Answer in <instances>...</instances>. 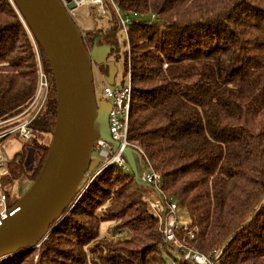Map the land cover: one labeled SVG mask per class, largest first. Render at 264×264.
<instances>
[{
    "label": "trees",
    "instance_id": "trees-1",
    "mask_svg": "<svg viewBox=\"0 0 264 264\" xmlns=\"http://www.w3.org/2000/svg\"><path fill=\"white\" fill-rule=\"evenodd\" d=\"M114 1L124 15H138L124 59L132 85L130 146L144 153L138 169L146 164L162 175V194L187 215L183 223L197 228L195 238L181 229L183 249L166 244L143 201L158 192L112 165L89 182L40 247L0 264H34L36 254L37 264H197L184 249L213 264H264V0ZM107 9L106 29L89 30L84 43L92 49L102 41L118 52L119 18L111 4ZM30 33L15 3L0 0V122L17 117L35 95ZM40 52L51 91L31 128L50 135L56 91ZM23 162L13 163L11 182L25 174ZM4 190L10 210L19 198ZM105 221L115 222L111 237L125 230L131 236L106 241Z\"/></svg>",
    "mask_w": 264,
    "mask_h": 264
},
{
    "label": "water",
    "instance_id": "water-1",
    "mask_svg": "<svg viewBox=\"0 0 264 264\" xmlns=\"http://www.w3.org/2000/svg\"><path fill=\"white\" fill-rule=\"evenodd\" d=\"M32 37L46 56L53 76L57 118L52 140L41 171L32 187L0 219V260L31 251L50 233L76 201L99 139L121 145L110 136V102L98 101L94 68L108 69L106 82L114 86L118 72L109 60L114 47L84 43V32L60 0H12ZM75 9V4H70ZM124 156L135 179L142 156L125 147Z\"/></svg>",
    "mask_w": 264,
    "mask_h": 264
},
{
    "label": "built area",
    "instance_id": "built-area-1",
    "mask_svg": "<svg viewBox=\"0 0 264 264\" xmlns=\"http://www.w3.org/2000/svg\"><path fill=\"white\" fill-rule=\"evenodd\" d=\"M64 8L68 11L71 17L75 20V11L81 7H92L95 8L99 16L107 15V6L112 5L116 14L119 18V23L121 27V32L128 35V27L132 24L133 20L138 17L136 13L132 15L125 16L121 15V10L118 4L114 0H60ZM75 4V9H70V4ZM127 41V49L130 52V45ZM36 60H37V87L35 95L29 105L21 112L17 117L0 122V126L4 124L12 123L11 128L0 132V142L2 139L7 138L10 135H14L16 138L22 141V144L27 143L33 136L34 132L31 128L32 123L40 116L44 111L50 91H51V79L48 72L45 69L42 55L40 52V47L35 42L33 38ZM96 66L97 73L100 78L105 82L104 87V97L105 100L110 102L112 105V110L109 116L110 123V136L113 141L119 143L121 148L113 149V146L102 139L96 141L94 146V153H98L103 160L104 165L99 171L89 178L87 184L82 186L80 193L76 201L81 197L82 193L86 190L89 182L96 177L102 170L115 165L123 172H131V168L124 156L125 147H131L128 140V121L130 105L132 100V85H131V74L128 72V81L123 83L121 87H114L106 82V77L101 70ZM130 68V66H129ZM18 124L15 126L14 123ZM2 127V126H1ZM142 157L144 155L143 151L140 149H135ZM8 157L5 155L1 143H0V219L4 218L9 212L7 205V198L4 190L3 179L8 174ZM147 170L146 173L142 174L139 172V180L143 184L152 186L158 193L152 198H147L145 201L151 205V209L154 214L160 220V230L162 232L164 242L171 245L172 247H183L181 242L176 238V231L183 230L190 239L195 238L197 228H190L186 223L180 221L178 216V205L176 202H171L162 194L163 178L162 175L151 167L145 164ZM83 188V189H82ZM75 201V202H76ZM72 204L71 208L75 204ZM44 240V239H43ZM42 241L39 242L37 247H40ZM190 252H193L192 250ZM216 257L219 256V252H215ZM186 259H191L197 264H213L209 257L201 255L194 252L192 256L188 255Z\"/></svg>",
    "mask_w": 264,
    "mask_h": 264
},
{
    "label": "rangeland",
    "instance_id": "rangeland-1",
    "mask_svg": "<svg viewBox=\"0 0 264 264\" xmlns=\"http://www.w3.org/2000/svg\"><path fill=\"white\" fill-rule=\"evenodd\" d=\"M109 12V13H108ZM107 15L104 16H99L98 12L96 11L95 8L92 7H81L78 8L75 11L76 18L75 21L78 24V26L83 30V31H89L92 30L95 34L98 35V32H102L103 29H106V27L109 24V20L112 17L111 16V11H107ZM121 15L123 18H125L126 15H124L121 12ZM111 16V17H110ZM31 35V33H30ZM32 37V35H31ZM119 48L118 52H115L116 48L114 49L110 60L115 61L116 67L118 68V72L115 77V84L114 87H121L123 83H127L128 81V73L125 70L124 67V59H125V52L127 49V45L125 44L126 39L129 41V27H128V35L126 36L125 33L120 32L119 33ZM130 45V42H128ZM101 45H107L102 43L100 41L99 45L96 46H101ZM127 51H129L127 49ZM115 52V53H114ZM130 66V64H129ZM99 70L102 72H105L106 69L102 67H98ZM94 85H95V92H96V98L98 101H103L105 100L104 97V87H105V82L100 78V76L97 73V69L94 68ZM18 123L15 122L14 125L16 126ZM12 123L9 124H4L1 125L0 128H3L0 130V132L5 131L10 129ZM34 136L25 144H22V141L20 139L16 138L14 135H10L7 138H4L1 140V147L5 153V155L8 157L9 163H8V174L6 177L3 179V184L4 188L11 189L10 191V200H16V199H21L26 192L32 187L34 184V179L36 180V173L37 170V165L40 163V166H43V163L45 161V158L48 154L49 149L47 147H50L51 140H52V135H47L38 131L33 130ZM30 150H33V157H35L33 164L28 163L26 159L30 155ZM21 158H24L23 162V169L25 171V174L22 175L19 179H16L14 182H11L13 179V175L11 173V170L13 169L12 166L14 165L13 163L15 162H20ZM12 162V163H11ZM104 165L102 157L98 153H93L92 155V161L89 166V169L87 171L86 177L82 182V186L84 187L85 184L88 183L89 178L93 175H95L100 168ZM15 166V165H14ZM140 166V165H139ZM146 166H142L139 168V172L142 174L146 173ZM113 188L119 187V184L112 185ZM83 189V188H82ZM154 196V195H153ZM153 196H146L143 198L144 203L147 204L148 209L152 210L147 201L145 199L147 198H152ZM174 202V201H172ZM110 204H107L105 209L110 208ZM70 209V208H69ZM69 211V210H68ZM153 211V210H152ZM154 213V212H153ZM98 215H102V211H99L97 213ZM178 216L180 217L181 222H187V215H185L182 211L178 210ZM158 219V217H157ZM159 226L160 225V220L158 219ZM115 222L113 221H105L101 223L100 225V237L101 238H109V239H103L102 241H112V242H118V240H122L125 242L130 236V232L128 230H125L121 234L117 235H112V228L114 227ZM160 233L162 234L160 228H159ZM48 236H46L47 238ZM41 240L42 243L46 240ZM100 239V238H99ZM164 239V238H163ZM100 241V240H99ZM98 241L94 242L90 247H95V245H98ZM120 243V242H118ZM38 248V247H37ZM176 250H181L183 247H174ZM188 250V251H187ZM184 249L185 252V257L190 255L192 256L193 252H190L191 249ZM24 252V251H23ZM22 253V252H21ZM40 260L39 254H36L33 258L34 264H37ZM170 261V260H169ZM171 263V261H170Z\"/></svg>",
    "mask_w": 264,
    "mask_h": 264
},
{
    "label": "flooded vegetation",
    "instance_id": "flooded-vegetation-1",
    "mask_svg": "<svg viewBox=\"0 0 264 264\" xmlns=\"http://www.w3.org/2000/svg\"><path fill=\"white\" fill-rule=\"evenodd\" d=\"M109 60H110V59H109ZM27 158H28V159H26V161H27L28 163L33 164L34 159H35V157H33V150H30V155H29Z\"/></svg>",
    "mask_w": 264,
    "mask_h": 264
},
{
    "label": "bare ground",
    "instance_id": "bare-ground-1",
    "mask_svg": "<svg viewBox=\"0 0 264 264\" xmlns=\"http://www.w3.org/2000/svg\"><path fill=\"white\" fill-rule=\"evenodd\" d=\"M131 172H132V170H131Z\"/></svg>",
    "mask_w": 264,
    "mask_h": 264
}]
</instances>
